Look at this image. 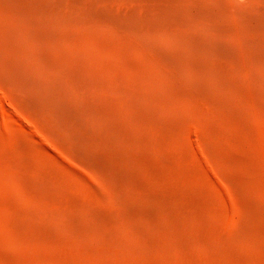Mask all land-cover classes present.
Instances as JSON below:
<instances>
[{"label": "bare ground", "instance_id": "obj_1", "mask_svg": "<svg viewBox=\"0 0 264 264\" xmlns=\"http://www.w3.org/2000/svg\"><path fill=\"white\" fill-rule=\"evenodd\" d=\"M0 80L8 264H264V0H0Z\"/></svg>", "mask_w": 264, "mask_h": 264}, {"label": "rangeland", "instance_id": "obj_2", "mask_svg": "<svg viewBox=\"0 0 264 264\" xmlns=\"http://www.w3.org/2000/svg\"><path fill=\"white\" fill-rule=\"evenodd\" d=\"M10 110L13 115L18 116L20 119L30 122H35L34 117L30 113H26L24 111H21L18 108V104L14 96L8 91V88L4 85L3 82L0 80V121L3 124H7L8 119L5 116L6 112ZM16 130H21L19 128H16ZM8 181H10L9 178H7ZM1 211V210H0ZM2 214V212H0ZM6 226V225H5ZM2 225H0V229L3 230ZM5 229V227H3ZM10 253V250L8 247H6L4 244L0 243V264H8L6 255Z\"/></svg>", "mask_w": 264, "mask_h": 264}]
</instances>
